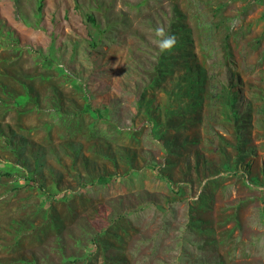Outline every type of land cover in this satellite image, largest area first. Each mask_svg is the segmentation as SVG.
Wrapping results in <instances>:
<instances>
[{
  "label": "rangeland",
  "instance_id": "1",
  "mask_svg": "<svg viewBox=\"0 0 264 264\" xmlns=\"http://www.w3.org/2000/svg\"><path fill=\"white\" fill-rule=\"evenodd\" d=\"M0 264H264V0H0Z\"/></svg>",
  "mask_w": 264,
  "mask_h": 264
},
{
  "label": "clouds",
  "instance_id": "2",
  "mask_svg": "<svg viewBox=\"0 0 264 264\" xmlns=\"http://www.w3.org/2000/svg\"><path fill=\"white\" fill-rule=\"evenodd\" d=\"M175 43V38L174 37H168V39L164 42L163 47L168 48L172 46Z\"/></svg>",
  "mask_w": 264,
  "mask_h": 264
},
{
  "label": "trees",
  "instance_id": "3",
  "mask_svg": "<svg viewBox=\"0 0 264 264\" xmlns=\"http://www.w3.org/2000/svg\"><path fill=\"white\" fill-rule=\"evenodd\" d=\"M40 8H41V5H40Z\"/></svg>",
  "mask_w": 264,
  "mask_h": 264
}]
</instances>
